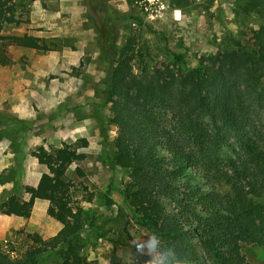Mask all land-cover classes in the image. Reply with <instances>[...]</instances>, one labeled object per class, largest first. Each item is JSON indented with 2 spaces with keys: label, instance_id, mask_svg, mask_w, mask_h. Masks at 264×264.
Wrapping results in <instances>:
<instances>
[{
  "label": "trees",
  "instance_id": "trees-1",
  "mask_svg": "<svg viewBox=\"0 0 264 264\" xmlns=\"http://www.w3.org/2000/svg\"><path fill=\"white\" fill-rule=\"evenodd\" d=\"M239 3L240 11L262 21L252 30L250 47L232 39L218 66L213 59L212 65L176 73L136 75L134 50L117 43L112 9L106 0L89 2L99 18L106 63L101 107L109 106V122L117 128L105 142L113 164L129 177L118 190L130 217L154 236L165 264H247L243 245L264 255V0ZM3 20L0 0V31ZM0 38L41 48L26 34ZM233 60L243 65L240 88L230 77ZM87 146L82 138L33 152L51 173H43L36 187H24L29 200L12 195L0 210L28 217L35 199H43L62 228L47 241L32 236L33 244L18 257L0 252V264H88L82 252L87 237L106 236L75 201V184L67 178L68 168L86 158L80 149ZM76 172L84 176L78 166ZM116 188L107 187L108 209Z\"/></svg>",
  "mask_w": 264,
  "mask_h": 264
},
{
  "label": "rangeland",
  "instance_id": "rangeland-1",
  "mask_svg": "<svg viewBox=\"0 0 264 264\" xmlns=\"http://www.w3.org/2000/svg\"><path fill=\"white\" fill-rule=\"evenodd\" d=\"M1 1L0 34L32 36L41 48L0 38V204L12 195L29 200L24 187H36L43 173H51L33 155L39 146L49 149L84 138L88 146L80 151L87 156L68 168L67 178L75 184V201L89 210L106 236L87 237L82 252L88 264H110L112 259L165 264L154 236L130 217L118 190L129 177L113 164L105 142L106 137H116L117 128L109 122V106L101 107L106 63L100 51L99 18L90 0ZM106 3L114 13L117 43L134 50L131 64L136 75L143 70L176 73L201 63L212 65L213 59L218 66L233 46L232 39L250 47L252 30L262 24L258 16L240 11L239 0ZM232 62L230 77L239 86L243 65ZM77 166L84 176L76 172ZM109 184L117 187L108 194L110 209L105 206ZM48 206V201L35 199L28 217L0 210V252L15 258L33 244L32 236L47 241L57 235L62 225L48 215ZM242 252L247 264H264V255L253 246L243 245Z\"/></svg>",
  "mask_w": 264,
  "mask_h": 264
}]
</instances>
